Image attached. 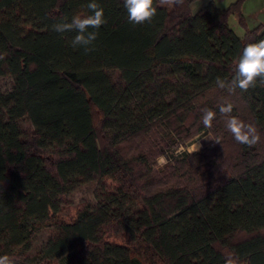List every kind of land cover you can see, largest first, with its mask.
Here are the masks:
<instances>
[{
	"label": "trees",
	"instance_id": "16d2710c",
	"mask_svg": "<svg viewBox=\"0 0 264 264\" xmlns=\"http://www.w3.org/2000/svg\"><path fill=\"white\" fill-rule=\"evenodd\" d=\"M198 1L154 0L153 19L134 25L124 0H95L106 23L85 52L71 46L75 32L53 25L91 14V0H0V77L9 79L0 255L14 264H264V85L232 94L216 85L264 26L248 27L245 0L193 11ZM222 103L257 127L256 145L235 141ZM203 108L217 113L211 128ZM21 120L33 130L23 133ZM204 133L212 140L199 151L177 155ZM160 156L167 164L156 166ZM86 182L99 186L95 203L60 219L64 196ZM44 228L47 241L27 255Z\"/></svg>",
	"mask_w": 264,
	"mask_h": 264
},
{
	"label": "clouds",
	"instance_id": "9594fccd",
	"mask_svg": "<svg viewBox=\"0 0 264 264\" xmlns=\"http://www.w3.org/2000/svg\"><path fill=\"white\" fill-rule=\"evenodd\" d=\"M161 5H183L184 0H159ZM91 14L81 17L73 16L71 21H63L53 25L54 31L58 33L75 32L76 35L71 39L73 48H83L85 52L94 50L93 43L97 39L98 30L106 23L104 10L95 0L87 4ZM124 8L127 11L128 20L134 25H141L150 22L156 15L157 8L154 0H124ZM91 29V30H90ZM0 59L3 56L0 55ZM259 83L264 85V39L258 42L248 43L236 61L235 73L230 80L220 77L216 78V85L219 89H226L230 94L235 93L236 89L247 91ZM233 105L222 103L219 106V113L225 117V127L230 132L236 142L252 147L256 145L261 137L257 127L252 123H246L239 117L232 115ZM201 122L205 128H211L217 113L209 108L201 109ZM219 143V140H216ZM200 146L195 143L191 151L197 152ZM180 152H177L179 155ZM157 163L161 166L167 164L164 156L157 158ZM0 264H14L12 258L5 254L0 255ZM228 264H232L229 260Z\"/></svg>",
	"mask_w": 264,
	"mask_h": 264
},
{
	"label": "rangeland",
	"instance_id": "374dc122",
	"mask_svg": "<svg viewBox=\"0 0 264 264\" xmlns=\"http://www.w3.org/2000/svg\"><path fill=\"white\" fill-rule=\"evenodd\" d=\"M198 4L196 3L193 5V11H196L198 8ZM109 75L114 81L118 80V73L116 71L109 72ZM9 87V79L5 77H0V90L4 91L8 89ZM20 128L23 133H27L31 130H33L32 125L27 122L26 120L20 121ZM212 140L211 134L204 133L199 138L195 139L191 144H189L187 147L183 148L180 147L177 149L176 152L187 149L188 151H191L192 145L197 143L200 147L203 143H208ZM156 166H160V164L157 163V160L154 163ZM98 185L94 182H86L76 185L75 187L71 188L70 191L66 196H64L62 200L61 205V211L59 213V217L62 220H71L75 217L76 212L78 209L83 206L84 204H91L93 205L95 203V194L98 190ZM49 237V229L44 228L38 230L34 236L31 238L29 242V250L25 253L29 256L33 255L48 239ZM110 241L113 242H124L125 240L120 236L110 235L108 237ZM53 264H57V262H54Z\"/></svg>",
	"mask_w": 264,
	"mask_h": 264
},
{
	"label": "crops",
	"instance_id": "0c3cea01",
	"mask_svg": "<svg viewBox=\"0 0 264 264\" xmlns=\"http://www.w3.org/2000/svg\"><path fill=\"white\" fill-rule=\"evenodd\" d=\"M208 1H212L217 8L223 9L234 3L236 0H200L196 2V5L198 4L197 8H203ZM241 12L249 28L258 25L264 26V0H245L242 4ZM229 23L235 34L242 37L244 31L238 23V17L236 14L229 17Z\"/></svg>",
	"mask_w": 264,
	"mask_h": 264
}]
</instances>
